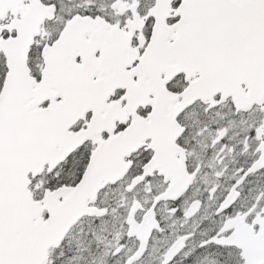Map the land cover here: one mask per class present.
Returning <instances> with one entry per match:
<instances>
[{
  "label": "snow or ice",
  "instance_id": "6c2138e0",
  "mask_svg": "<svg viewBox=\"0 0 264 264\" xmlns=\"http://www.w3.org/2000/svg\"><path fill=\"white\" fill-rule=\"evenodd\" d=\"M0 264H264V0H0Z\"/></svg>",
  "mask_w": 264,
  "mask_h": 264
}]
</instances>
